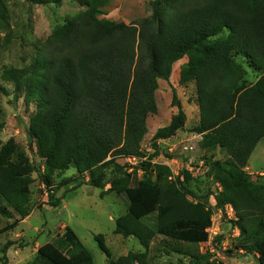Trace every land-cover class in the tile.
<instances>
[{"label":"trees","instance_id":"trees-1","mask_svg":"<svg viewBox=\"0 0 264 264\" xmlns=\"http://www.w3.org/2000/svg\"><path fill=\"white\" fill-rule=\"evenodd\" d=\"M72 1L84 10L40 44L31 64L5 68L0 75L12 85L14 102L22 99L25 109L35 107L28 141L36 145L46 171L41 174L17 154L14 139L0 144V216H18L8 229L30 213L33 173L38 172L52 192L51 175L72 166L78 175H88L89 186L102 190L105 168L114 159L144 157L141 143L148 116L157 113L158 81L169 82L173 65L186 57L179 84L194 85L199 119L191 132L200 135L201 148L211 152L204 166L220 188L212 197L215 209L226 216V207L232 208L230 223L239 232L236 250L264 264V182L252 180L245 171L256 145L264 141V0H153L150 16L137 25L105 18L102 11L111 0ZM6 26L0 0V28ZM236 57L258 75L255 82L247 81V69ZM171 94L177 113L156 130L154 141L174 136L185 125L174 88ZM216 150L224 153V160L209 162ZM157 154L141 163V178L132 172L108 182L105 192L126 200V212L115 219L114 232L134 237L143 251L114 260L102 236L96 235L107 264H150L148 253L156 236L196 246L207 238L212 210L190 189L195 178L186 168L174 176L166 165H151ZM50 200L58 202L53 196ZM153 212L151 227L143 219ZM5 230L0 229V235ZM64 230L40 245L28 264H93L76 233L69 226ZM11 244L2 249V264ZM164 248L188 254L180 247ZM194 258L190 264H222L206 255Z\"/></svg>","mask_w":264,"mask_h":264},{"label":"rangeland","instance_id":"rangeland-1","mask_svg":"<svg viewBox=\"0 0 264 264\" xmlns=\"http://www.w3.org/2000/svg\"><path fill=\"white\" fill-rule=\"evenodd\" d=\"M6 10L7 26L0 28V75L5 68H24L36 57L40 44L55 30L62 27L68 18L77 16L84 10L72 0H63L60 5H33L25 0H2ZM153 0H111L103 9V15L110 21L137 25L141 19L151 14L149 3ZM235 62L243 65L240 57ZM186 57L173 65L169 82L161 81L155 92L157 113L147 118V133L141 143L144 157L117 158L105 168V187L101 189L88 185V175H78L70 166L67 170L54 172L50 177L52 192L46 188L37 173L32 174L30 185L29 215L14 228L8 229L18 216L12 219L0 216V264L2 249L11 242L6 254V264H28L35 256L37 248L64 233L69 226L79 241L92 256L93 264H107V258L98 247L96 235H101L112 259L126 255L128 252H142L143 248L134 237L124 238L114 232L115 219L126 212V200L114 193L105 192L109 181L125 173L136 172V179L144 175L141 163L148 161L149 156L158 154L150 161L151 165L168 166L175 176L182 169L192 173L190 189L205 201L212 210L210 225L205 229L207 238L197 246L176 243L156 236L148 253L150 264H190L195 255H206L210 262L222 264H258L257 258L236 250V239L239 232L233 228L230 220L234 214L227 206L226 216L215 209L214 195L219 186L206 173L205 162L211 152L202 149V137L191 132L198 123L199 113L194 101V85L179 84V72L186 63ZM245 67V66H244ZM245 69H247L245 67ZM258 75L247 69L245 78L249 83L257 80ZM247 82V84H248ZM171 88L175 89L176 98L181 110L186 115L183 129L167 139L154 141L153 135L160 127L169 124L177 113V106L172 102ZM35 110L34 105L25 109L22 99L14 102L12 85L0 78V144L12 138L16 143L17 154L27 158L41 173H46L44 164L37 152L36 145L28 141L30 117ZM223 152L214 151L210 161L224 160ZM245 171L252 180L264 182V141L260 140L248 160ZM46 193V194H45ZM58 199L57 204L50 200ZM213 197V198H212ZM143 221L154 227L155 212ZM169 248L180 247L188 254L170 251ZM231 251V253H227Z\"/></svg>","mask_w":264,"mask_h":264},{"label":"built area","instance_id":"built-area-1","mask_svg":"<svg viewBox=\"0 0 264 264\" xmlns=\"http://www.w3.org/2000/svg\"><path fill=\"white\" fill-rule=\"evenodd\" d=\"M46 194V193H45ZM229 207V209L231 210V212L233 213V211H232V208L230 207V206H228ZM225 212H226V214H227V207H226V209H225Z\"/></svg>","mask_w":264,"mask_h":264},{"label":"crops","instance_id":"crops-1","mask_svg":"<svg viewBox=\"0 0 264 264\" xmlns=\"http://www.w3.org/2000/svg\"><path fill=\"white\" fill-rule=\"evenodd\" d=\"M161 81H163V80H159V81H158V86H160V82H161Z\"/></svg>","mask_w":264,"mask_h":264}]
</instances>
